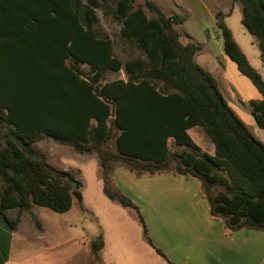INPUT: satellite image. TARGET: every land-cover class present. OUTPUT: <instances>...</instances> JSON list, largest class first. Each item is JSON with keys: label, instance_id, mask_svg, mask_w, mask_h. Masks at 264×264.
<instances>
[{"label": "trees", "instance_id": "obj_1", "mask_svg": "<svg viewBox=\"0 0 264 264\" xmlns=\"http://www.w3.org/2000/svg\"><path fill=\"white\" fill-rule=\"evenodd\" d=\"M236 1L241 23L264 58V0ZM75 2L74 8L72 0H0V216L10 230L20 223L11 210L21 214L38 206L62 214L74 200L83 201L82 183L50 165L36 147L52 139L79 154H97L104 193L137 213L147 242L168 264L174 263L153 244L139 208L111 191L114 164L138 178L170 172L194 178L227 235L264 232V144L228 105L216 78L195 61L202 45L182 43L176 27L185 17L167 14L150 0L146 6L117 0L112 17L120 26L118 38L135 52L123 61L113 38L95 31L101 0ZM216 19L224 53L262 96L248 105L264 132V78L234 40L223 13ZM35 31L38 61L25 51ZM122 71L126 80H108L109 72ZM195 127L214 145L213 155L188 134ZM112 140L115 154L102 149ZM170 140L182 150L172 151ZM102 247L101 238L92 244L95 260Z\"/></svg>", "mask_w": 264, "mask_h": 264}, {"label": "rangeland", "instance_id": "obj_2", "mask_svg": "<svg viewBox=\"0 0 264 264\" xmlns=\"http://www.w3.org/2000/svg\"><path fill=\"white\" fill-rule=\"evenodd\" d=\"M150 1L167 14L178 13L185 17L184 24L176 27L183 39L190 37L192 42L200 45L209 43L216 55L224 56V40L216 24V14L222 12L224 23L232 32L233 38L241 45L244 53L252 60V67L257 70L254 57L256 54L261 55L255 38L241 23V5L236 0ZM106 3L108 5L103 3L96 10L99 28L113 38L117 55L126 61L135 52L124 46L118 38L120 26L112 17L115 4L110 5V1ZM136 6H146L145 0H136ZM87 70L88 67L85 68ZM121 76L124 75L112 74L108 76V80ZM38 148L47 156L50 165L70 171L82 183L83 201L80 203L74 200L71 210L62 214L38 206H33L29 212L21 214L18 210H11L9 216L12 219L20 216V223L18 230L13 233L10 260L7 264H157L144 262V254L150 247L137 213L111 201L104 193V182L99 175L101 169L97 158L78 159L70 154L71 149L57 147L51 139L43 140ZM102 149L116 153L113 140ZM175 150L172 147V151ZM113 166L126 167L122 163ZM168 169L173 171L175 163H171ZM110 186L112 189L111 184ZM1 187L0 179V194ZM217 190L214 189L211 194L214 195ZM202 192L205 194L203 188ZM100 238L103 247L98 253L99 260H95L92 244L99 242ZM135 256L141 257V260L139 258L134 261Z\"/></svg>", "mask_w": 264, "mask_h": 264}, {"label": "crops", "instance_id": "obj_3", "mask_svg": "<svg viewBox=\"0 0 264 264\" xmlns=\"http://www.w3.org/2000/svg\"><path fill=\"white\" fill-rule=\"evenodd\" d=\"M107 1H110V5L117 2V0H101L100 4L108 5ZM72 6L75 8V0H72ZM81 6H87L86 0H82ZM79 14L83 16V9H81ZM81 22L83 25L86 24L83 17ZM95 31L99 36L105 34V31L99 27H96ZM181 41L186 45L192 39L189 37L185 40L181 37ZM28 43L33 46H27L25 51L27 49L28 51L26 52H32L34 58L38 61L37 31L34 32L32 37H27ZM236 43L243 51L241 45L238 42ZM255 44L258 48L256 38ZM259 55H261L260 51ZM246 57L252 64L250 57L248 55ZM254 60L257 62V71L264 78V58L256 54ZM195 61L216 78L220 91L228 105L244 122L250 132L264 144V139H262L264 132L256 125L248 105L251 100L262 99L261 94L254 85L249 80H246V77L244 79L238 76L237 73L240 74V72L236 64L226 54L224 56L216 55L209 43L205 42L202 44V50L197 53ZM85 68L86 66L82 67L83 70ZM120 73L124 76L113 78L111 81L117 79L126 80L125 73L123 71ZM112 74L117 73L109 72L107 77ZM188 134L203 152L210 155L215 153L214 145L201 128H192L188 131ZM43 140L47 139L37 142V148ZM53 142L57 147L71 149L70 154L78 159L84 158L87 160L89 157L98 159L97 155L92 152L79 154L68 145ZM204 143L206 147H204ZM168 146L171 150L172 147H175L173 140L169 141ZM175 149L182 150V148L177 147ZM99 175L102 178L101 170ZM111 185V191L128 197L138 206L150 239L172 263L264 264V232L242 229L227 235L222 220L211 216L209 201L203 194L198 180L179 176L172 172L138 178L126 167L117 166L115 167ZM13 233L0 216V264H7L10 260ZM149 247L151 250H146L144 262L168 264L165 258L158 255L150 245ZM139 258L141 260V257L135 256L134 261H138Z\"/></svg>", "mask_w": 264, "mask_h": 264}]
</instances>
